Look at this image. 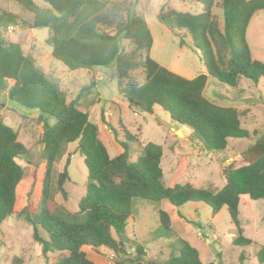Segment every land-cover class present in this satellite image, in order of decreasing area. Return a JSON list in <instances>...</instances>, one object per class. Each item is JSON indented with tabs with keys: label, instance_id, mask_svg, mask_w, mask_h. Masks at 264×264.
Returning <instances> with one entry per match:
<instances>
[{
	"label": "trees",
	"instance_id": "trees-1",
	"mask_svg": "<svg viewBox=\"0 0 264 264\" xmlns=\"http://www.w3.org/2000/svg\"><path fill=\"white\" fill-rule=\"evenodd\" d=\"M13 1L33 14V22L0 10V29L48 28L52 57L70 71L115 67L121 93L134 109L153 115L156 107L162 108L172 122L189 131L190 139L203 151L224 152L230 140L250 138L242 127L243 112L214 105L204 93L209 77L234 89L241 78L255 85L264 81V62L253 58L246 39L250 22L264 11V0H181L201 5L203 12L162 11L161 21L171 30L188 35L201 51L207 74L194 79H185L151 58L153 36L146 20L137 14L134 0ZM215 7L223 11V30L213 14ZM123 41L129 42L131 51L126 50ZM136 72L142 73L143 83L132 78ZM6 91L12 102L37 110L43 123L41 159L46 170L39 210L24 211L22 215L34 228V239L43 246L44 253L63 254L55 264H94L85 248H106L120 257L126 242L120 241L119 235L125 234L135 200L155 204L168 201L177 210L190 202L204 203L214 215L226 207L237 234L233 245L246 247L253 243L244 236L239 206L242 196L264 200V132L248 151L245 165L224 170L226 184L221 190L212 185L166 187L162 146L146 144L132 162L130 143L141 147L139 137L126 132V140L118 141L116 130L105 122L123 150L111 157L99 138L98 125L80 109L83 92L68 103L58 79L46 75L19 43L0 38V92ZM47 118H53L55 124L47 123ZM18 138V132L0 120V225L15 214L16 192L25 177L17 158L27 156L29 151ZM74 143H78L88 169L86 194L78 212L71 213L63 205L52 212L50 206L57 195L65 201L69 198L65 189L70 179L68 169L58 173L56 164ZM179 217L183 219L180 213ZM159 222L155 233L158 239L178 237L168 212L159 210ZM40 230L48 239L41 236ZM177 241L178 255L163 264H203L196 248L181 238ZM135 253L145 256L142 246H137ZM256 258L264 264V248Z\"/></svg>",
	"mask_w": 264,
	"mask_h": 264
},
{
	"label": "rangeland",
	"instance_id": "rangeland-1",
	"mask_svg": "<svg viewBox=\"0 0 264 264\" xmlns=\"http://www.w3.org/2000/svg\"><path fill=\"white\" fill-rule=\"evenodd\" d=\"M134 1L137 14L146 20L153 36L151 58L185 79L205 74L206 66L201 51L194 46L192 39L183 32L171 30L160 19L163 10L198 15L203 12V7L181 0ZM0 10L24 22L30 23L34 19L32 13L13 0H0ZM213 14L223 30L222 9L215 7ZM50 37L48 28L33 31L18 27L0 29L3 41L19 43L26 54L36 59L46 75L58 79L68 103L83 92L80 109L89 115L91 122L98 125L99 138L111 157L123 152L118 141L126 140V132L137 135L142 145L138 147L130 143L132 162L136 161L146 144L162 146L164 155L161 168L166 187L190 184L204 188L212 185L221 190L226 184L224 170L245 165L248 151L264 132V81L255 85L241 78L238 88L234 89L209 77L205 98L214 105L233 107L243 112L242 127L250 133L249 139L230 140L226 151L209 154L190 139L188 130L172 122L162 108L156 107L153 115L134 109L121 93L115 67L70 71L55 60L52 47L47 43ZM246 39L253 58L264 62V11L258 12L250 22ZM123 46L127 51L132 50L127 41H123ZM132 78L139 84L144 80L141 72L132 74ZM86 87L89 89L84 91ZM0 120L18 132L19 142L29 151L27 156L17 158V162L25 169V177L16 192L15 214L0 225V264H55L63 254L44 253L43 246L34 239V228L22 215L24 211L38 212L42 196L46 165L41 159L43 123L39 120V112L12 102L7 91L0 92ZM105 122L116 130L118 141ZM47 123L53 125L55 120L47 118ZM178 131L184 136H178ZM66 167L70 179L65 189L69 198L65 201L61 195H57L50 206L52 212L61 205L66 206L71 213L78 212L79 202L86 194L88 169L79 153L78 143L70 144L65 156L56 164L58 173ZM159 210L171 212L170 203L135 200L132 211L135 223L128 227L123 236L125 253L116 257L108 249L99 252L85 248L87 257L94 264H163L171 256L178 255L177 240L181 238L198 250L203 264H260L256 253L264 248V200L241 197V227L244 236L253 241L246 247L233 245L237 234L226 207L216 215L204 203L190 202L176 209L172 225L178 237L168 240H160L155 236L160 228ZM179 213L183 216L182 220L178 217ZM40 234L48 239L44 231L40 230ZM137 246H142L145 256L139 257L135 253ZM241 256L245 259L241 260Z\"/></svg>",
	"mask_w": 264,
	"mask_h": 264
},
{
	"label": "crops",
	"instance_id": "crops-1",
	"mask_svg": "<svg viewBox=\"0 0 264 264\" xmlns=\"http://www.w3.org/2000/svg\"><path fill=\"white\" fill-rule=\"evenodd\" d=\"M38 5H42L43 6V4H38ZM31 22H33V21H31ZM30 22V23H31ZM250 26V25H249ZM31 31H33V30H31ZM36 60V59H35ZM83 71H85V70H83ZM205 74H207V73H205ZM168 202V201H167ZM169 203V202H168ZM170 211L171 212H168L169 214H170V216H171V219H172V223H173V215L175 214H177V212H176V209H174L171 205H170ZM146 215V214H145ZM133 216V215H132ZM178 217H179V215H178ZM131 219H132V221H131ZM130 220H129V222H128V225H127V228H126V230L128 229V227H130V225H132V223H135V218H131ZM179 219H181L182 220V218H180L179 217ZM172 227H173V225H172ZM174 228V227H173ZM175 229V228H174ZM161 240V239H160ZM163 240V239H162ZM135 241H138L137 239H135ZM159 241V240H158ZM103 249H106V248H100L98 251L99 252H101V251H103ZM85 250V249H84ZM86 251V250H85ZM110 251V250H109ZM114 255V254H113Z\"/></svg>",
	"mask_w": 264,
	"mask_h": 264
},
{
	"label": "water",
	"instance_id": "water-1",
	"mask_svg": "<svg viewBox=\"0 0 264 264\" xmlns=\"http://www.w3.org/2000/svg\"><path fill=\"white\" fill-rule=\"evenodd\" d=\"M177 133H178V136H180V137L184 136L181 131H178ZM119 240L124 242L125 239H124V237L122 235H119Z\"/></svg>",
	"mask_w": 264,
	"mask_h": 264
}]
</instances>
